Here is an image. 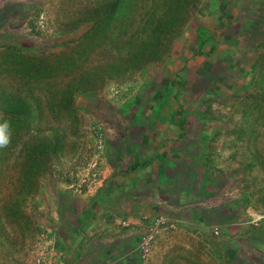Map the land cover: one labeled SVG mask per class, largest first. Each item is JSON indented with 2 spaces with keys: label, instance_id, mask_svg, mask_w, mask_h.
I'll return each mask as SVG.
<instances>
[{
  "label": "rangeland",
  "instance_id": "rangeland-1",
  "mask_svg": "<svg viewBox=\"0 0 264 264\" xmlns=\"http://www.w3.org/2000/svg\"><path fill=\"white\" fill-rule=\"evenodd\" d=\"M89 3L0 0V50L36 57L64 50L63 42L73 45L90 22L67 32L63 28ZM199 5L200 11L156 58L120 77H105L88 91L76 90L67 113L52 114L46 96L36 90L43 102L41 117L31 121L21 139L0 149L3 241L52 236L62 196L70 190L67 181L96 152L97 131L105 137L107 164L115 169L133 160L130 139L145 138L141 129L149 136L152 129L175 125L183 132H169V140L181 134L188 155L185 174L197 171L200 197L189 199L186 212L173 213L178 221L167 229L166 251L151 264H264V220L252 224L247 215L249 208L264 215V98L259 85L264 70L259 75L255 64L256 58L264 61V0H199ZM99 50L87 60L93 67L103 63ZM7 82L14 91V81ZM63 83L56 79L58 87ZM29 133L36 136L32 143L59 135L47 171L39 164L24 170L30 162L19 146L23 139L30 142ZM38 208L43 210L39 217ZM30 250L28 263L40 257L43 264L42 249L35 244ZM149 253L139 255L140 264Z\"/></svg>",
  "mask_w": 264,
  "mask_h": 264
},
{
  "label": "trees",
  "instance_id": "trees-1",
  "mask_svg": "<svg viewBox=\"0 0 264 264\" xmlns=\"http://www.w3.org/2000/svg\"><path fill=\"white\" fill-rule=\"evenodd\" d=\"M200 9L199 0H90L81 15L63 31L72 30L83 22H90V25L73 45L71 41H64V50L37 57L10 49L0 50V107L4 111L3 119L11 125L10 144L29 131L32 120L41 117L43 102L38 92L46 96L44 104L52 114L67 113L76 90L88 91L101 85L105 77H120L130 67L138 68L156 58L159 51L168 48L190 16ZM251 25L256 32L259 20ZM96 48H100L104 60L93 67L87 60ZM255 64L260 75L264 61L256 58ZM57 78L64 82L59 87ZM9 79L16 85L14 91L8 89ZM262 81L264 77L259 82L264 98ZM32 107L36 108V113ZM58 136L45 135L34 144L32 140L36 136L29 133L30 142L24 139L20 142L19 153L30 162L25 172L27 168L34 170L37 164L45 171L49 169L51 156L59 149Z\"/></svg>",
  "mask_w": 264,
  "mask_h": 264
},
{
  "label": "crops",
  "instance_id": "crops-1",
  "mask_svg": "<svg viewBox=\"0 0 264 264\" xmlns=\"http://www.w3.org/2000/svg\"><path fill=\"white\" fill-rule=\"evenodd\" d=\"M151 131L148 136L141 129L145 138L142 135L139 142L130 139L128 152L133 160L128 165L110 167L105 149L101 157L103 181L82 193H64L63 210L58 218L54 209L58 219L48 240L44 233L19 243L0 238V264H29L30 248L35 244L42 249L43 264H140L137 237L143 230V215L165 214L176 219L173 213L186 212L189 199L200 197L197 171L185 174L188 155L181 134L177 140H169V132L182 133L183 129L166 125ZM36 213L39 217L43 210L38 208ZM123 220L128 224H122ZM167 233L165 229L155 238L145 264L166 251Z\"/></svg>",
  "mask_w": 264,
  "mask_h": 264
},
{
  "label": "built area",
  "instance_id": "built-area-1",
  "mask_svg": "<svg viewBox=\"0 0 264 264\" xmlns=\"http://www.w3.org/2000/svg\"><path fill=\"white\" fill-rule=\"evenodd\" d=\"M95 150L96 152L91 156L86 164L79 169L74 176L67 181V188L76 193H82L94 188L97 184L103 181L102 166H101V154L105 150V137L97 131L94 136ZM144 226L140 235L137 249L139 255L144 258L149 253L151 245L155 238L163 232L164 229L175 226V219L168 217L165 214H158L154 217H148L143 215ZM122 224H128L126 220L121 222ZM214 233H217V228L213 229ZM40 257L34 264H40Z\"/></svg>",
  "mask_w": 264,
  "mask_h": 264
},
{
  "label": "clouds",
  "instance_id": "clouds-1",
  "mask_svg": "<svg viewBox=\"0 0 264 264\" xmlns=\"http://www.w3.org/2000/svg\"><path fill=\"white\" fill-rule=\"evenodd\" d=\"M0 149L6 148L12 139L11 125L7 119H3V114H0ZM247 215L250 217L252 224H258L260 220H264V215L255 212L252 208L247 209Z\"/></svg>",
  "mask_w": 264,
  "mask_h": 264
}]
</instances>
